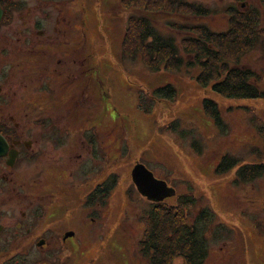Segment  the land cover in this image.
<instances>
[{
	"label": "rangeland",
	"instance_id": "1",
	"mask_svg": "<svg viewBox=\"0 0 264 264\" xmlns=\"http://www.w3.org/2000/svg\"><path fill=\"white\" fill-rule=\"evenodd\" d=\"M119 1L20 0V3L39 2L47 5L45 8L48 9V19L51 20L66 17L76 21L74 18L78 13L80 22L77 23L79 30L83 31L85 41L82 56L89 58L92 69L89 72L92 80L85 73L82 81L83 88H86L83 102L79 99L80 93L76 92V88L71 91V87L63 84L64 77L54 80L56 75L51 72V68L58 67L55 59L63 54L51 52L53 58L49 65V76L46 78L52 80L53 86H56V94L62 99L61 105L53 103V107L46 108L39 107V104L37 107L34 105L37 117L44 115L47 109L52 114L62 110L65 115L67 108L74 107V101L79 99L78 106H75L77 111L74 116L71 114L68 121L61 119L58 123L57 119H52L54 130H59L58 137L61 140L56 137L53 142L55 147L52 150V145H48L47 153L51 155L50 161L62 166V170L54 174L53 192L54 189L70 187L76 183L73 171L77 168L75 157L78 151L83 148L84 157L91 161L87 167L89 171L85 170L89 175L85 173L81 185L84 190L79 194V199L82 200L78 209L77 197L69 198L72 206L55 208L56 214L48 221L49 227L56 230L53 240L55 234H59L62 241V234L73 227L72 225H76L75 229L79 231L78 236L82 242H76L77 259L70 258L71 264H88L91 260L88 256L91 258L96 254L98 241L109 244L110 237V240L112 237L118 240L116 242L123 245L126 252H132L133 264H142L143 262L138 261V245L144 235L145 215L151 204L139 194L132 180V170L140 162L156 178L174 187L176 194L195 195L197 205L192 211V217H189V223H194V218L201 209H207L208 214L210 213V221L206 224L209 231L205 264H264V177L251 182H243L238 177L241 167L264 164V97L226 99L210 88L202 89L197 84L195 78L199 73L198 69L183 68L179 73L164 70L153 72L145 66L141 55L136 59L126 56L123 51V37L127 29V18L133 10L120 8ZM182 1L209 8L212 16L203 21L212 30L228 29L226 9L230 7L240 10L256 7L260 10L261 20L264 19L261 0ZM37 13L38 19H43L41 15L45 12ZM172 15H158L154 23L160 31H163L162 21L181 23L183 20H196L193 17ZM75 38L76 35L71 36L68 41L72 42ZM59 39V42L64 41L61 37ZM68 45L70 58L77 57L80 50L73 48L75 44ZM65 57L68 58V54ZM240 63L243 68H250L260 75L261 89L264 90V39ZM88 66L86 62L84 68ZM88 80L90 89H87ZM167 84L176 88L175 99L152 93L154 89ZM81 89L82 86L78 90ZM21 93L24 94L23 91ZM141 95L145 98L146 106L152 109L151 113L140 108ZM24 98L22 95L19 109L27 107L23 102ZM205 98L218 104L221 111L220 126L205 115ZM54 99L56 98L52 97V101ZM90 139L95 144V153L86 141ZM224 157L236 159L237 166L229 173L218 174L216 167ZM37 163L26 169L31 176L41 169L44 161ZM44 179L46 180L45 177ZM98 183H101L100 186L111 183L110 186L114 185V188L109 195H99L101 210H96L92 215L94 203L88 207L90 200L86 199ZM46 185L47 182L44 184V194H48L49 186ZM168 203L176 204L177 200L173 198ZM23 207L16 200L9 201L1 208L0 222L9 229H15L24 220L27 222L28 219L23 220ZM73 211L77 212L78 220ZM91 216L98 217L97 222L91 223ZM31 220L32 217L27 226L33 223ZM199 225L203 227L205 223L199 222ZM98 229H103L99 230L101 235L95 234ZM22 236L26 243H34L43 238L37 233L29 237ZM13 237L6 232L0 234V245L6 260L18 253V249L12 247ZM66 254L64 249L63 252L60 250L54 254V259L63 260ZM19 256L24 261L22 264H40L45 261L38 248L25 250L21 246ZM74 259L77 260L76 263H73Z\"/></svg>",
	"mask_w": 264,
	"mask_h": 264
},
{
	"label": "flooded vegetation",
	"instance_id": "2",
	"mask_svg": "<svg viewBox=\"0 0 264 264\" xmlns=\"http://www.w3.org/2000/svg\"><path fill=\"white\" fill-rule=\"evenodd\" d=\"M45 7L48 6L39 2L38 4L35 2L34 4H27L20 3V0H0V10H2L0 15V218L3 205L16 200L24 206L23 220L28 219L27 222L24 220V222L18 223L15 229H9L0 222V234L5 232L12 234L14 236L12 247L18 249V253L6 260L4 259L6 256L3 248L0 245V264L24 263L19 256L21 246L25 250L38 248L45 257V261L40 264H71L70 258L77 259L76 242L78 240L82 242L78 236L79 231L75 229L76 225H72L73 227L62 234V241L59 234H55V240H53V233L56 230L49 227L50 222L48 221H51L56 214L55 208L60 209L65 205L66 207L68 205L72 206L69 198L74 199L77 197V202H73H76V209H78L82 200V198L79 199V194L83 193L84 190L81 185L85 173L89 171L87 167L90 166L91 161L89 158L84 157L83 148L78 151L75 157L78 164L76 170L73 171L76 183L71 184L70 187L68 186L69 188L63 186L68 189L60 187V189H54L53 192L54 174L62 170V166L49 160L51 155L47 153V148L48 145H52L53 150V147H55L53 142L56 137L61 140L58 137L60 135L59 130H54L52 119H57L56 122L58 123L61 119L62 121H68L71 114L73 113L74 116L77 111L75 108V106H78L77 100L80 99L84 102L86 89L83 88L82 82L86 73L84 65L86 62L89 64L90 60L82 56L85 41L83 31L79 30L80 16L78 13L74 18L76 21L66 17L51 20L48 19L49 13ZM42 11L45 12L41 15L43 19H38L37 12ZM74 28L77 29L74 30ZM74 35H76L74 41L69 42L68 39ZM59 37L64 41L59 42ZM68 43L75 44L76 47L73 48L80 50L77 57L70 58ZM53 51L63 54V56L59 55L60 58L55 59L58 67L51 68V72L56 75L54 80H57L58 77H64L63 84L71 87V91L76 88V92L80 93V96L79 99L74 101V107L67 108L65 115H63L62 110L59 113L54 112L52 114V111L47 109L44 115L37 117L34 105L37 107V104H39V107L46 108L53 107L55 104L61 105L60 102L62 101L60 95L56 94L57 89L56 86H53L52 80L46 78L49 76V65L52 62L51 58H53L51 52ZM67 54L68 58L65 57ZM87 76L89 80H92L89 73ZM69 79H71L70 82ZM80 86H82V89L78 90ZM88 88H91L90 81ZM22 91L24 94L21 93ZM26 92H29V94H26ZM22 95L25 97L23 102L27 104V107L19 109L18 105L21 102ZM52 97L56 99L52 101ZM53 103L54 105H52ZM61 135L64 136V133H61ZM86 141L88 146L94 149L93 152H97L93 140ZM55 143L56 145L59 144L57 141ZM82 145L84 146V141ZM40 161H44L41 164V169L33 176L28 174L26 169ZM86 169L88 171L85 172ZM46 182L48 183L46 186H49L47 189L48 194L43 193ZM100 184L94 186L90 193H97L92 198L93 201L88 202V207H90V203H94L92 215L96 210H101L100 196L98 195ZM89 198L90 195L87 196L86 200H89ZM76 213V211H73V214L77 216ZM31 217L33 223L27 226ZM90 218L91 223L98 220L96 216ZM76 219L78 220V216ZM43 225L45 227H42ZM99 230L102 231L103 229H98L96 235H101L102 232ZM36 233L41 234L43 238L34 243H26L22 236L29 237ZM67 233H73V236L66 238ZM110 238L108 240L110 241L109 244L98 241L96 254L94 253L95 256L91 258L88 256L91 259L88 264H133L132 252L130 250L126 252L123 249L124 246L116 242L118 240L114 237L111 240ZM138 246L139 263L149 264L141 252L140 244ZM63 249L67 252L66 257L59 261L54 259V254L60 250L63 252ZM76 259L73 260V263L77 262ZM172 264H187V262L180 256L175 258Z\"/></svg>",
	"mask_w": 264,
	"mask_h": 264
},
{
	"label": "trees",
	"instance_id": "3",
	"mask_svg": "<svg viewBox=\"0 0 264 264\" xmlns=\"http://www.w3.org/2000/svg\"><path fill=\"white\" fill-rule=\"evenodd\" d=\"M261 1L264 11V0ZM119 3L120 8L133 10L127 18V29L123 37V51L126 56L136 59L141 55L145 66L153 72L164 70L179 73L183 68L198 69L199 73L195 78L197 84L202 89L210 88L226 99L264 97L260 75L250 68H243L240 63L264 39V19L261 20L258 8H227L229 27L218 31L212 30L203 21L212 16V12L198 3L182 0H120ZM162 14L193 17L196 20H183L181 23L162 21L163 31H160L154 22ZM198 19L200 20L197 21ZM87 65L86 75L92 70L90 64ZM176 92L172 84L152 91L168 97L167 99H175ZM140 108L147 113L152 112L146 106L144 96L141 97ZM203 111L207 117L214 119L217 126L221 125V111L215 101L205 98ZM195 149L200 151L198 147ZM236 166V159L224 157L216 167V172L229 173ZM238 177L243 182L263 178L264 164L241 167ZM110 185L111 183L100 186L98 195H109L114 188V185ZM95 195L97 193L90 194L89 200L93 201ZM173 198H176L177 203L170 205L168 201ZM196 201L194 194H176L160 202H150L151 208L145 215V231L140 243L141 252L149 264H172L180 256L187 264L205 263L209 231L206 224L210 221V213L208 214L207 209H201L194 218V223H189V217H192V211L197 205ZM199 222H204L205 225L201 227Z\"/></svg>",
	"mask_w": 264,
	"mask_h": 264
},
{
	"label": "water",
	"instance_id": "4",
	"mask_svg": "<svg viewBox=\"0 0 264 264\" xmlns=\"http://www.w3.org/2000/svg\"><path fill=\"white\" fill-rule=\"evenodd\" d=\"M1 14L2 10H0ZM132 180L139 194L150 201L160 202L176 195L173 187H170L166 181L156 178L154 173L140 162L132 170ZM71 236L73 233L66 234V238Z\"/></svg>",
	"mask_w": 264,
	"mask_h": 264
}]
</instances>
